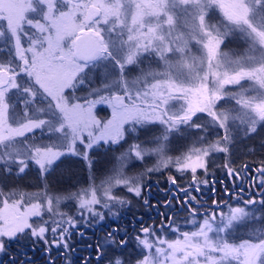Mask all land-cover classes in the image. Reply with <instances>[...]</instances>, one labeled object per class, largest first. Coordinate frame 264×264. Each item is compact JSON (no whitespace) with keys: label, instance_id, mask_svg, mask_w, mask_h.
Instances as JSON below:
<instances>
[{"label":"snow or ice","instance_id":"obj_1","mask_svg":"<svg viewBox=\"0 0 264 264\" xmlns=\"http://www.w3.org/2000/svg\"><path fill=\"white\" fill-rule=\"evenodd\" d=\"M214 9L222 12L227 24L212 22ZM185 17L191 23L181 31L177 21ZM0 22V38L11 42V58L0 59V163L18 164V173H23L26 160H32L47 172L61 157L71 155L81 158L91 171L94 161L89 151L100 141L119 144L125 139V124L132 122L134 130L137 125H163L160 135L131 144L116 157L112 174L99 185L90 176L86 188L62 195L36 193L27 203L24 193L5 195L0 189V252L5 251L6 239L20 235L41 239L49 231L67 235L66 225L75 222L72 217L64 219L66 214L58 211L63 201H75L81 216L87 212L103 219L97 206L126 203L113 195L114 188L124 186L140 196L142 175L129 177L124 173L130 162L155 154L159 157L155 170L175 164L181 171L190 170L195 180L197 169L206 170L210 152L228 153L241 134L247 138L257 132L258 125H264V0H0ZM222 28L238 31L248 42V50L229 59L221 52L229 35ZM125 30L126 40L120 38ZM192 41L199 58L191 55ZM146 52L159 57L163 70H149L129 79V66ZM104 61L111 65V71L106 82L89 93L96 99L65 95V89L74 90L85 83L86 69L91 71L90 66ZM21 73L30 78L28 86L17 82ZM244 81L250 82L249 88H244ZM225 85L241 88L232 97L238 109L218 112L215 105L223 99L220 93ZM13 90L26 97L20 116L10 103ZM249 90L255 94L247 95ZM39 97L47 103L33 107ZM175 100L187 103L173 110L170 102ZM97 104L111 106V119H97L93 112ZM232 111L242 115H232ZM198 112L207 113L210 126L223 130V135L207 147H191L182 157L167 156L170 137L180 126L204 130L193 121ZM34 129L57 133L56 142L37 146L29 145L27 138L18 139ZM78 143L82 148L78 149ZM225 168L230 175H239L227 164ZM256 171L264 177V167ZM259 203L264 205V200ZM45 214L62 220L54 221L56 226L52 227L43 219ZM190 214L197 215L196 210L191 209ZM32 217L39 219L30 223ZM215 217L216 213L209 214L198 231L182 233L183 240L171 243L156 236L152 228H143L144 238L137 239L148 254L138 264H264V215L257 217L235 208L222 219L223 227L214 230ZM237 221L257 225L248 239L229 243L223 236H209H218ZM102 257L101 253L97 259ZM112 264L125 261L116 258Z\"/></svg>","mask_w":264,"mask_h":264},{"label":"trees","instance_id":"obj_2","mask_svg":"<svg viewBox=\"0 0 264 264\" xmlns=\"http://www.w3.org/2000/svg\"><path fill=\"white\" fill-rule=\"evenodd\" d=\"M225 43L231 44H241L242 42L230 43L228 38L225 40ZM244 45V44H243ZM143 61V60H142ZM135 65H132V68ZM87 70V69H86ZM85 70V71H86ZM105 76L101 70L100 66L94 67L90 71V78L92 80L91 86L95 87L99 83H104ZM20 107L19 105H17ZM102 107H99L100 109ZM105 113V109L102 108ZM107 111V110H106ZM104 115V114H103ZM206 118L202 116L199 117V114L193 117V121L197 125L203 126L204 130L196 129V128H189L188 126H180L177 131L173 133L170 137V143L168 145V156H175L182 150L183 147H188L191 144L199 142L203 140L204 142H210L213 138L221 137L222 134L219 131V128L215 126L208 125ZM207 123V124H206ZM158 128L157 123L154 125H138L136 128V132L134 137L136 136L135 140L137 143H141L147 139L153 137L156 133ZM38 130V129H37ZM34 131V138L37 140H41L39 137L41 135L40 131ZM186 133V134H185ZM125 139L120 141L119 144L111 143L110 141H100L97 145H94L93 149L89 151V155L94 161L92 170L90 171L86 166L85 162L76 156H65L61 157L59 161H57L47 172H42V170L33 162L29 161L27 164V168H25L23 173H18V168L15 165L9 164L5 165L0 163V189H3L4 194H8L9 192H17V193H24L25 198H28V194H30L31 190H36L38 193L42 194L44 192H50L52 194L62 195L67 194L68 192H75L77 189L84 188L86 185L90 184V176L94 178L95 183L101 180L104 174H106V169H113L116 165V157L117 155H121L127 149V146L131 144L132 139L131 133L126 131L124 133ZM126 141V142H125ZM264 125H258L257 132L251 134L249 137L245 138L242 134L235 140L234 146L229 147V152H217L214 154L209 155L208 166L212 167L211 170H215L216 173L228 170L225 168L227 164L228 167L231 169H237L242 174L244 172V167H249L250 164H258L264 165ZM184 148V149H185ZM252 149V151H249ZM107 163L109 164L108 168ZM113 164V165H112ZM141 168L140 166L136 167H129L127 171L130 172H137L138 169ZM111 170L107 171L110 172ZM161 173L152 174L149 179H147L141 186V194H143V187L146 183L150 180H153L151 183L157 181L161 184H166L170 181V176L163 170L160 171ZM198 174V173H197ZM210 174V173H208ZM212 173L211 175H215ZM176 175V174H174ZM198 177H204L206 174H198ZM177 176V175H176ZM192 177V176H191ZM190 177V178H191ZM209 176H206V179ZM190 178L188 181H190ZM157 180V181H156ZM179 182H183L182 180H178ZM209 181V180H208ZM186 183V182H183ZM198 184V180L196 181ZM245 181H243V184ZM200 189H204V187H209L210 182L206 181V184L199 183ZM124 195L123 199L126 203L124 204H115L113 208H104L98 210L99 213L103 215V219L95 215H91L89 218L85 217L84 221L82 219L74 218L76 220L77 226L86 227L88 222H95L98 225L101 221L102 222H109L111 220H117L119 216H124L125 214L131 217H139L138 214L142 212L143 208V200L142 197L137 196L134 192H129L128 190L120 189L119 195ZM27 196V197H26ZM120 198V196H119ZM249 201V200H248ZM257 203L249 204L248 202L243 203L236 202V203H243L247 205V211L254 213L257 217L264 215V205H261L259 202L261 199L255 200ZM73 201H63L61 203V207L67 208L69 210L73 209ZM228 203H232L233 201L227 200ZM142 219V218H141ZM87 220L88 222H85ZM60 221V220H55ZM54 222V220H53ZM239 224L244 225L240 227H236L235 235L230 233L229 238L239 239V238H249L251 235L252 230L257 227V225L248 222L245 224L244 222H239ZM55 223H53L52 227H55ZM90 229L92 224L89 225ZM68 232H72L75 225H67ZM161 229V228H160ZM160 229H154V231H158ZM166 229V228H164ZM233 231V229H232ZM59 232V231H57ZM101 235H104L103 230H101ZM38 237H32L30 235H20L19 238L11 239V241H21L25 243L23 249L19 246L17 249H21L22 252L27 249H32L35 247V242L38 240ZM119 252H114L113 255H118ZM143 255V250L140 249L138 253L135 255H125L124 261L125 264H132L135 259H139ZM122 258V255H120ZM109 259V257H108ZM109 263V262H108Z\"/></svg>","mask_w":264,"mask_h":264},{"label":"rangeland","instance_id":"obj_3","mask_svg":"<svg viewBox=\"0 0 264 264\" xmlns=\"http://www.w3.org/2000/svg\"><path fill=\"white\" fill-rule=\"evenodd\" d=\"M210 15H211L212 22L217 24L218 26H220L222 22L224 24H227V22L223 20V14H222V12L219 9H214L210 13ZM0 23H2V22H0ZM190 23L191 22L186 17L185 18H181V19H179L177 21V24H178V26H180V30L181 31H185L186 28L190 25ZM221 30L222 31H227L229 33L227 38H228L230 43L242 42L241 44H231V45H229L227 43H224L221 46V52L227 54V57L229 59H235L237 56L243 54L244 52H246L248 50V47H249L248 42L246 41V39L238 31L232 30L230 28H222ZM127 35H128V33L125 30L124 31V35L122 37H120V38L126 40L127 39ZM116 36H117V34L114 33L113 37L116 38ZM10 47H11V42L10 41H6L4 38H0V59H10L11 58V55L8 52V49ZM189 47L191 48V55L193 57H195V58H199L200 57V52L197 50V46H195V41L190 42ZM249 54H255V53H249ZM189 62L191 63L192 61L190 60ZM98 65L100 66V70H101V72L104 75H106L108 72L111 71V65H109L107 61L101 62ZM98 65H96V66H98ZM96 66H90L91 70L94 67H96ZM149 70H155V71H162L163 70L162 62H160L159 57L157 55H155L154 52L142 53L140 55L139 59H138V62L135 64V66L133 68H132V66H129L127 75H128L129 79H132V78H135L137 76H140L141 73L147 72ZM86 72L88 73V76H87V79H86L85 83L83 85H78L74 90L73 89H65V95L66 96H73V97H76V98H88V99H96L97 98L95 96H89V93L92 91V89L100 87L103 83H99L95 87H92L91 86L92 80L90 78V71L87 69ZM103 80H104V83H105L106 80L105 79H103ZM29 81H30V78L27 77L23 73H21L20 76H18V78H17V82L21 83L24 86H28ZM242 83L244 85V88H249L250 82L244 81ZM240 91H241V88L239 86H236V85H225L224 89L220 93V95L223 97V99H221V100L216 102V105H215L216 111L223 112V111H228V110H237L238 109V105L236 104L235 100L232 97L235 96ZM254 94L255 93L252 92L251 90H249L248 93H247V95H254ZM9 95L11 97L10 103H13L15 105L14 111H15L16 115L20 116L22 114L23 108H24L23 100L26 99V97L24 96V94L21 91H17V90H13ZM80 102H83V100H81ZM46 103H47V101L43 97H39L36 100V104L33 107H36V106L43 107ZM186 103H187L186 100H175V101H171L170 102V104L174 106L173 110L178 109L181 104H186ZM17 105H19L20 107H18ZM99 107H102L103 109H105V113L102 110V108L98 109ZM93 112H94L95 116L97 117V119H100L102 121H106L108 119H111L112 108H111V106L109 104H97L94 107ZM11 114H12V110H10V116H11ZM197 114H199L200 118H202V116L205 117L206 118L205 120L209 121V122H207L208 125H210L211 118L207 115V113H199L198 112ZM231 114L232 115H242L238 111H232ZM10 123H11V119H10ZM157 125H158V128H157L156 133L153 135V137L160 135V133L163 130V125H160L159 123H157ZM13 126L15 127V124H13ZM137 126H135V130H134L132 122H129V123L124 125L125 132L126 131L130 132L131 136H132V139L134 140V141H131V144L137 143L136 140H135L136 136L134 137V134L136 132ZM185 128H186V126H185ZM35 130H37V129H34L32 132H26L24 137H20L18 139L19 140H23V139L27 138V143L29 145L35 144L37 146H44V145H48V144H52V143L56 142L55 138H56V135H58L57 133H52V132L48 131L47 129H38L37 131H40V133H41V135L39 137L41 140H37V139L34 138V131ZM219 131L223 135V130L219 129ZM96 134L98 135L99 133L97 132ZM153 137H151V138H153ZM219 138L220 137H218V138L214 137L212 141L207 142V143L204 142L203 145L200 142H196V143L191 144L190 146H188L186 148L183 147L182 150H180L177 155L170 156V157H174V158L175 157H182V156H184L185 154L188 153V150L191 147H193V146H195V147H202V146L203 147H207V145L215 143ZM148 146L149 147H154V145H148ZM221 146H223V145H221ZM77 147H78V149L82 148V146H80L79 143L77 144ZM128 148H129V146H127V149ZM127 149L124 152H126ZM124 152H122V153H124ZM167 152H166V155H167ZM217 152H219V151H217ZM217 152H210V154H214V153H217ZM118 156H120V155H117V157ZM21 158H24V157H21ZM193 159H195V156H193ZM206 159H207V168H206V170L205 169H197L196 173L194 174L195 176H199L198 174H202L203 175V174H207V173H210V174L216 173V171L214 169L211 170L212 167L208 166L209 157H207ZM29 161H31V162H33L35 164V162L32 161V160H26L27 163ZM158 163H159V157L157 155H155V154H152L150 156H146L143 159V161H133V162L128 163V166L126 168H124V173L126 174V176H129V177H139V176L142 175V179L139 180L140 186H142V184L147 179H149L152 174L161 173L160 171H162V170L164 172H166V173H171L172 172L171 175L168 174L170 177L171 176L176 177V175H177V178L179 180H182L183 182H186V184H184L185 187H181L180 188L181 190H184V192H182L183 195L194 196L193 194L197 193V196L200 197L201 194H202V195H206V197L208 196L204 200H208L209 206L217 208L218 206L223 205V206H221V210L214 211L216 213L215 222L213 223V229L214 230L217 227H223V224L221 222L222 219H226L233 209H235V208H244L245 211H247V205L243 204V203L248 202V200H246V197H242L243 203H236L234 201H233V204L232 203H226L227 202V198H228V196H230L232 194V191L231 190L226 191L225 192L226 197L224 195V192H222V191H220L222 193V195H220V193L218 191L217 192L215 191L216 193H213L214 190H212V189L210 190L211 182L208 181L209 177L207 179L206 178H204V179L200 178V179H198V182L200 184L201 183L206 184V181H207V182H210V186L209 187H204V189H200V190L197 189V191H196V190L192 189V187H191V185H194L193 182L191 183V181H188V179L191 176H193V173L190 170L181 171L179 166L175 165V164H169L168 167L160 166L159 170H155L157 165H158ZM7 165H9V164H7ZM12 165H14V164H12ZM15 166H17V168H18V164L15 165ZM108 166H109V164L107 163V167L106 168H108ZM136 166H140L141 167V168L138 169L137 172L136 171L135 172L127 171V168L136 167ZM147 169H154V170L151 171V172H148V171H146ZM109 170H111V169H109ZM109 170L106 169V171H105L106 174H104L101 178H99L101 180L98 182L97 185H99L101 183V181L104 180L108 175L112 174L111 171L107 172ZM174 174H176V175H174ZM259 180H262V179L259 178ZM88 186L89 185H86L84 188H86ZM260 186H261V181H260V185H258L256 187V191L258 189H260ZM120 189H124V190L127 191V188H125L124 186H119V187H116V188L113 189V195H115L117 197L120 196V199H123L124 195H121V194L119 195V190ZM258 191H259V193H261V190H258ZM36 193H38L36 190H31L30 194H28V197L33 195V194H36ZM211 193H213V194H211ZM5 195H7V194H5ZM190 196H187L188 200H191V199H189ZM192 200L195 201L194 199H192ZM25 202L26 203L28 202V198H25ZM31 202H38V201L37 200H32ZM39 202L42 203L43 201L40 200ZM199 202H200V200H199ZM199 202H196V203L199 205L201 203V202L200 203ZM72 203H73L74 208L71 209V210H69L67 208H63L61 206L59 207L58 211L63 212V213L66 214L64 219H66L67 217H72V218L82 219V221H84L85 217H88V216L90 217L91 215H93V214L85 212L83 214V216H81V214L77 210L78 209L77 203L75 201H73ZM113 205H115V204H113ZM113 205H110V207H108V209L109 208H113ZM104 208L105 207L97 206L96 207V211H98L100 209H104ZM221 213H223V217H221ZM206 218H208V215H199L198 217L197 216H189L187 219L183 220V222L181 223L182 224L181 228H178L177 225L176 226H171V227H169L167 229H161L158 232H154V234L156 236L160 237L163 240H167L170 243L174 242L176 240H183L182 233H185V232L191 233V232H194V231H198L199 225L202 224L203 220L206 219ZM38 219L39 218H37V217H32V218H30L29 222L31 223V222L36 221ZM43 219L49 221V224L51 226H53V223H54L53 220L54 221L55 220H60V221L62 220V218L60 216H53L51 214H45L43 216ZM239 222H241V221L234 222V226L232 228H230V229H228V230H226L224 232H221L218 236L214 235V233H209V236L212 237L213 239H219L220 236H223L229 243H239L241 240L248 239V238H239V239L232 240V239L229 238L230 233L233 234V232H234L233 235H235V230H236V226L235 225L239 224ZM232 229H233V231H232ZM48 233H51V231H49ZM138 236H140L141 239L144 238L142 234L138 235ZM48 237H52L53 238V234L52 233L49 234ZM10 240L11 239H6V241H5V249H7V242H9ZM147 254H148L147 251L144 250V254L141 256V258L135 260L132 264H138V261L142 260L143 256L147 255ZM106 264H111V263H106ZM202 264H203V262H202Z\"/></svg>","mask_w":264,"mask_h":264},{"label":"flooded vegetation","instance_id":"obj_4","mask_svg":"<svg viewBox=\"0 0 264 264\" xmlns=\"http://www.w3.org/2000/svg\"><path fill=\"white\" fill-rule=\"evenodd\" d=\"M261 167L264 165L250 164L249 167H244L243 174L232 168L239 175H230L228 171H222L218 174L214 173L215 175L207 173L203 178L195 176V180L192 176L190 181L194 185L191 187L196 191L200 190L196 181L209 176L210 190H214L213 193L218 191L222 195L220 192L222 191L226 197L225 192L232 191V194L228 196L229 199L227 198L228 201L240 202L242 197H246V200H264V184L261 183L260 189H258L261 190V193L256 191V187L260 185L261 181L259 178L264 180L260 172L256 171ZM173 178L175 183L169 181L166 184H161L157 180V183H151L153 179L144 185L143 194L139 196L144 202L142 212L138 214L139 217L128 216L127 218L125 214L122 217L119 216L117 220L101 221L98 225L85 220L88 222L85 228L77 226L76 220L78 219L72 218L75 222L73 225L76 226L72 232H68L64 237H61L59 232H51L53 238L48 237L51 233H47L45 238H39L35 242V247L32 249L22 252L15 246L23 249L25 243L10 240L7 242V249L0 252V264H49L50 260L55 261V264H106L108 262L112 264L116 258H120V255H122L120 259L124 261L125 255H135L142 249L137 238L141 239L138 235L142 233L143 228L150 227L154 230L181 225L184 219L193 216L190 214L191 209H195L197 215L208 216L215 213L214 211L221 210L223 205L217 208L209 206L208 200H204L208 197L206 195L201 194L200 197L197 196V193L193 194L194 196L183 195L184 190L180 188L185 187L186 183L179 182L177 176H171L169 179ZM243 181H245L244 184ZM187 196L193 197L195 201L188 200ZM196 202L200 204L198 205ZM90 224H92L91 229ZM101 230L104 235H101ZM53 241L59 243H53ZM120 241H125L126 244L121 246ZM65 242L67 247L64 246ZM114 252H119V254L113 255ZM101 253L103 254L102 259H97Z\"/></svg>","mask_w":264,"mask_h":264}]
</instances>
